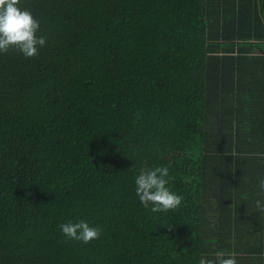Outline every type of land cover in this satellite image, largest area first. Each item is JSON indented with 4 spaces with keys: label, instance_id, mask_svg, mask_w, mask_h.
Wrapping results in <instances>:
<instances>
[{
    "label": "trees",
    "instance_id": "obj_1",
    "mask_svg": "<svg viewBox=\"0 0 264 264\" xmlns=\"http://www.w3.org/2000/svg\"><path fill=\"white\" fill-rule=\"evenodd\" d=\"M47 46L0 55V264H264V0H21ZM167 165L180 208L134 178ZM87 220L99 239H66Z\"/></svg>",
    "mask_w": 264,
    "mask_h": 264
},
{
    "label": "clouds",
    "instance_id": "obj_2",
    "mask_svg": "<svg viewBox=\"0 0 264 264\" xmlns=\"http://www.w3.org/2000/svg\"><path fill=\"white\" fill-rule=\"evenodd\" d=\"M21 0H0V55L9 49H16L25 59L39 54L47 46V34H41L40 21L33 13L20 7ZM167 165L146 167L139 170L134 178L135 195L140 204L151 213H168L180 208L184 197L173 190ZM259 191L264 193V179L259 181ZM255 207L264 211V199L257 198ZM60 233L68 240L82 244L100 238L102 228L87 220L59 223ZM199 264H238L235 252L220 250L213 258L202 256Z\"/></svg>",
    "mask_w": 264,
    "mask_h": 264
}]
</instances>
